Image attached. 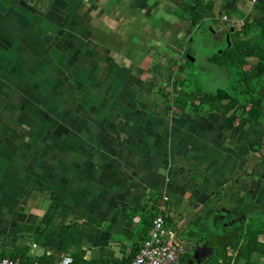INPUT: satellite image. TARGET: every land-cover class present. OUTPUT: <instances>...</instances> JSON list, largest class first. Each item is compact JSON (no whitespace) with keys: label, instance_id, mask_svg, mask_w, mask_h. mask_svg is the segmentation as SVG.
Wrapping results in <instances>:
<instances>
[{"label":"crops","instance_id":"1","mask_svg":"<svg viewBox=\"0 0 264 264\" xmlns=\"http://www.w3.org/2000/svg\"><path fill=\"white\" fill-rule=\"evenodd\" d=\"M175 2L0 0V255L122 264L144 240L133 209L154 213L163 195L165 240L183 247L177 264L195 258L189 236L210 244L209 262L219 226L251 225L264 244V146L262 156L248 149L264 142V120L170 109L153 84V61L193 42ZM213 4L236 24L252 10L250 0ZM130 23L145 26L140 39L116 45L117 27ZM73 221L77 251L64 237ZM250 262L264 264V252Z\"/></svg>","mask_w":264,"mask_h":264},{"label":"trees","instance_id":"2","mask_svg":"<svg viewBox=\"0 0 264 264\" xmlns=\"http://www.w3.org/2000/svg\"><path fill=\"white\" fill-rule=\"evenodd\" d=\"M177 1L176 6L178 10L175 15L180 19H186L190 22V30L193 25L200 27L205 24L206 28L212 32L213 26L209 22L213 19V0H174ZM251 1V0H250ZM220 15L225 14L229 19L232 14L225 12L219 8ZM234 12V9L232 10ZM242 17V25L239 23L235 25L234 30L230 31L229 42L225 46L220 47L208 56V61L219 66H224L227 73V80L224 87L218 88L216 91L208 89H201L198 79L193 80L189 75H185L181 80H173L171 88V96L169 97L168 107L176 108L177 110L186 111L191 110L194 113L216 112L220 107H225V110L230 112L228 118L230 123H234L238 119L239 123L243 120L254 119L255 122H263L264 120V0H256L252 5V12L247 14L240 13ZM230 23L228 26L230 27ZM233 25V24H232ZM191 32V31H190ZM192 41L194 36H191ZM228 44V45H227ZM190 60H185V64L181 65L179 73L186 69ZM160 66V64H156ZM171 80V75L167 77ZM175 94V95H174ZM264 146V142L250 141L248 149L260 156V148ZM261 161L264 158L261 157ZM159 199H155V212ZM164 210L162 211L165 224V211L168 205V200L164 203ZM133 212L140 210L142 212V226L143 239H147V231L152 226L154 213H148L145 205L138 206L133 209ZM209 224V223H208ZM150 227V228H149ZM202 229L207 230L206 225H200ZM222 231H216L218 246L216 252L213 254L209 263L216 264L219 260L234 264L240 263L244 260V264H253L250 262L251 255L260 251L264 252V244L258 241L256 235L260 233L259 230L252 228L251 225L247 227L239 224H233L232 227H222ZM255 230L257 233H255ZM261 230V229H260ZM207 232V231H206ZM149 233V232H148ZM212 235V234H211ZM210 239L214 240L213 237ZM143 240V242H144ZM222 240V241H221ZM222 243H221V242ZM142 242V243H143ZM203 244L204 242H200ZM142 245V244H141ZM138 248L133 251L132 258L127 259L122 264H128L138 253ZM236 253L235 256L228 253ZM73 257V264L85 263L77 253L71 254ZM11 257L19 258L21 262L38 261L39 263L53 264L52 256H42L31 258L26 256L24 252H18L11 255ZM19 259H16L20 261ZM91 264V263H86ZM103 264H117L115 260L105 261Z\"/></svg>","mask_w":264,"mask_h":264},{"label":"rangeland","instance_id":"3","mask_svg":"<svg viewBox=\"0 0 264 264\" xmlns=\"http://www.w3.org/2000/svg\"><path fill=\"white\" fill-rule=\"evenodd\" d=\"M162 14L164 15L163 17L164 22L168 24V29L171 30L173 27V23H170L168 21L169 17L166 13H162ZM217 18L218 16L215 15L214 19L209 20V22L211 23L213 28H215V30L219 29L220 22L217 21ZM130 24L132 25L131 27L124 26V25L117 27V30L119 31L117 33L119 34H117L118 36L117 35L115 36L116 37L115 42H117L115 43L116 45L119 46L120 44H124L127 46L129 40H132L133 42L137 43V41L140 39L139 34H142V32L145 31L143 30L145 26H142L139 24L135 25V23L133 24L130 23ZM205 24H207V22ZM205 24L201 25L200 27H197L196 25H193L191 27V34L194 36L195 39H193V42H191V45L187 43V39L183 40V43H182L183 45L179 51L180 55L177 53V56H175L176 58H174V60H169V59L167 60V58L162 54L161 58H158L157 60L153 61L154 64L155 63L160 64V69H158L159 71L157 72V74L154 73L153 84L156 87L157 86L159 87L160 85L162 86L161 94H163L162 96L167 97L168 101H169V97L171 96L170 94L172 93L171 88H172V83L174 82L173 80H181L183 79V77H185V75H189V77H191L193 80L198 79V82L201 84L200 85L201 89H208L211 91H216L218 88L224 87L226 84L227 78H224V74H223V71H226L224 66H219L214 63H210L207 60V57L210 56V54L216 51H219L220 47L225 46V43L228 41L226 37H220V38L214 37L213 34L210 33L211 30H209L210 29L209 26H208V29L206 28L205 30V26H204ZM165 26L167 27V25ZM184 26H187V25L184 24ZM103 29L105 30V28ZM177 30H179V28ZM98 31L99 29L96 32ZM160 43H163V42L160 40ZM189 45H190V52L188 54H190L194 58V60L191 61V64L187 66V68L185 69V72L179 73L178 68L181 65H183L185 62L184 60L185 55H183L182 52H184L186 48H189ZM147 48H148L147 46L142 47L143 52L147 50ZM156 48L157 47L152 48L151 51H154V53H156L158 51ZM165 49L166 48H164V50ZM131 52L135 53V51H132V50ZM154 64L152 67L155 70L156 68H159V67H155ZM170 75H171V80L168 81L167 77ZM42 91L47 93V91H44V90ZM167 91H168V95H167ZM57 96L64 97V90L61 89V91H58ZM221 109L225 110V107H222ZM209 222L212 223L211 220L208 221V223ZM72 223L73 224H71L69 227L65 228L64 237L68 238L69 240L68 244H71V243L73 244L72 249H74V251H77L80 246L79 245L80 238L78 237L79 225L77 224V222L75 224V221H73ZM216 231L221 232L222 228H220L219 226L216 229ZM42 238L43 236L41 237L42 244L46 245L45 237L43 239ZM38 250L40 249L38 248Z\"/></svg>","mask_w":264,"mask_h":264},{"label":"built area","instance_id":"4","mask_svg":"<svg viewBox=\"0 0 264 264\" xmlns=\"http://www.w3.org/2000/svg\"><path fill=\"white\" fill-rule=\"evenodd\" d=\"M256 0L250 1V6ZM225 18V17H224ZM168 200L167 196H162L160 202L156 207V212L152 220V226L149 229L148 238L144 240L136 256L128 264H177L180 255L183 253V247L179 242L166 241L165 237L170 235V231L165 228L164 217L162 211L164 210L165 202ZM0 264H42L38 261L21 262L12 258L0 255ZM47 264V263H43ZM53 264H73L71 255H64L60 257ZM201 264H211L209 262ZM216 264H234L219 260Z\"/></svg>","mask_w":264,"mask_h":264},{"label":"water","instance_id":"5","mask_svg":"<svg viewBox=\"0 0 264 264\" xmlns=\"http://www.w3.org/2000/svg\"><path fill=\"white\" fill-rule=\"evenodd\" d=\"M227 41L229 40L228 37H226ZM229 42V41H228ZM190 60L193 61L194 58L190 55V54H186L184 56V60ZM216 220V217H215ZM234 222V221H233ZM226 225V223L224 224ZM188 236V235H187ZM195 236H198V233L195 234ZM212 247L210 246V244L207 242L206 244H198L191 236L187 237L185 240V250L186 251H195V258L194 259H190L188 264H201L203 262H205L206 258L208 257V255L210 254V250Z\"/></svg>","mask_w":264,"mask_h":264},{"label":"flooded vegetation","instance_id":"6","mask_svg":"<svg viewBox=\"0 0 264 264\" xmlns=\"http://www.w3.org/2000/svg\"><path fill=\"white\" fill-rule=\"evenodd\" d=\"M221 7L223 6V4H221L220 5ZM223 9V8H222ZM219 10V9H218ZM217 15L219 16V14H220V12L219 11H217ZM225 18H223V16H221L220 15V17H218L217 18V21L218 22H220L219 23V29H217V30H215V28H213L212 29V32H210V33H212L213 34V36L214 37H228L229 38V36H230V31L232 32V31H235L234 30V23H233V25L231 24L230 25V27L228 26V19H227V16L225 15L224 16ZM192 35V34H191ZM190 52V48H186V50H184V52H182V54L183 55H186L187 53H189ZM207 60H208V58H207ZM210 62V61H209ZM184 64H185V62H184ZM189 64H191V61L188 63V65ZM187 65V66H188ZM187 68V67H186ZM183 72H185V69H184V71ZM182 73V72H181ZM223 74H224V78H228V76H227V73H226V71H223Z\"/></svg>","mask_w":264,"mask_h":264},{"label":"clouds","instance_id":"7","mask_svg":"<svg viewBox=\"0 0 264 264\" xmlns=\"http://www.w3.org/2000/svg\"><path fill=\"white\" fill-rule=\"evenodd\" d=\"M228 22H229L230 24H233L232 22H230V20H229V19H228ZM239 23H241V24H242V21L238 22V23H237V25H239Z\"/></svg>","mask_w":264,"mask_h":264}]
</instances>
